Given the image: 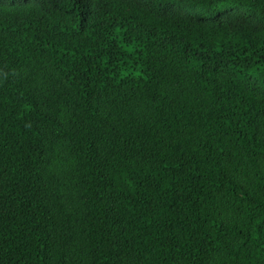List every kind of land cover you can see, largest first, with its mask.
<instances>
[{"label": "trees", "instance_id": "trees-1", "mask_svg": "<svg viewBox=\"0 0 264 264\" xmlns=\"http://www.w3.org/2000/svg\"><path fill=\"white\" fill-rule=\"evenodd\" d=\"M0 264H264V0H0Z\"/></svg>", "mask_w": 264, "mask_h": 264}, {"label": "bare ground", "instance_id": "bare-ground-1", "mask_svg": "<svg viewBox=\"0 0 264 264\" xmlns=\"http://www.w3.org/2000/svg\"><path fill=\"white\" fill-rule=\"evenodd\" d=\"M41 195V194H40Z\"/></svg>", "mask_w": 264, "mask_h": 264}]
</instances>
